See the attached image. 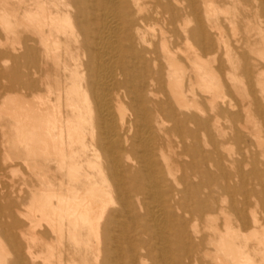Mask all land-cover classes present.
I'll return each instance as SVG.
<instances>
[{"label":"bare ground","instance_id":"bare-ground-1","mask_svg":"<svg viewBox=\"0 0 264 264\" xmlns=\"http://www.w3.org/2000/svg\"><path fill=\"white\" fill-rule=\"evenodd\" d=\"M0 28L55 264H264V0H0ZM21 214L0 264H39Z\"/></svg>","mask_w":264,"mask_h":264},{"label":"rangeland","instance_id":"rangeland-1","mask_svg":"<svg viewBox=\"0 0 264 264\" xmlns=\"http://www.w3.org/2000/svg\"><path fill=\"white\" fill-rule=\"evenodd\" d=\"M1 31H3L2 28H0V32ZM2 81L5 82L4 79H2ZM255 87L256 94L258 96H260V94L264 95V90H261L260 86L256 85ZM2 109L3 110L0 111V123L5 124L6 127L5 134L0 128V204L9 206L11 208L12 213L15 215L16 208L22 211V214L18 217L25 224L22 231H17V233L23 250H27V246L29 245V232L33 231L35 233L36 242L41 245H43L44 243V234H46L47 237L56 241V232L54 231V228L51 226V224L47 221L43 211L36 210L33 214L27 211V209L32 205L30 202L32 200L33 193H38L37 188L40 186L41 183L38 177L40 175L39 173L41 172V170H34L36 171V173H38V175H35L32 173L31 169H29V157L27 156V152L25 150L24 145L20 143L15 144L14 136L9 134L10 128L8 126V122L11 120L9 115H7L9 109H7V107H3ZM222 119L226 120L224 116ZM240 119L242 121L245 120L243 114H241ZM227 125L229 126V123ZM246 141L248 147L250 148V154L257 153V157L262 158L259 154V149L255 143V140L252 137H248ZM246 143L236 142L235 140L231 139L229 141V147L234 152H243L246 147ZM260 149L264 150V137L262 148ZM245 157L248 159V155L245 154ZM52 167L55 169V166ZM56 175L58 177L59 173L56 172ZM54 182L56 183L57 180L54 179ZM258 211H260V209H258ZM259 216L261 220L264 221V213L260 212ZM0 221L8 222L9 219L7 216H4L0 218ZM27 230L28 232H26ZM1 240V242L5 245V241L2 238ZM39 248V246L34 247V250L40 256L38 258L39 264H41L42 258L45 259L46 262H50L51 264L56 263V251L58 249L56 244L53 246L54 252L50 257L49 253L46 251V245L42 246L43 253L39 252Z\"/></svg>","mask_w":264,"mask_h":264}]
</instances>
